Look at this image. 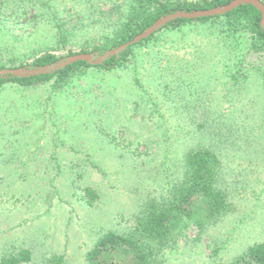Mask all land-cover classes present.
Segmentation results:
<instances>
[{"label":"rangeland","instance_id":"obj_1","mask_svg":"<svg viewBox=\"0 0 264 264\" xmlns=\"http://www.w3.org/2000/svg\"><path fill=\"white\" fill-rule=\"evenodd\" d=\"M130 4L139 3L0 0V66L109 45ZM248 25L186 23L135 45L113 70L94 65L59 85L1 86L0 258L29 249L33 259L23 264L54 254L89 264L99 237L132 228L144 203L182 175L188 150L204 143L223 160L232 211L204 231L190 226L160 259L256 264L238 260L264 242V46ZM87 188L97 193L93 203Z\"/></svg>","mask_w":264,"mask_h":264},{"label":"trees","instance_id":"obj_2","mask_svg":"<svg viewBox=\"0 0 264 264\" xmlns=\"http://www.w3.org/2000/svg\"><path fill=\"white\" fill-rule=\"evenodd\" d=\"M232 0H204L202 2H171L169 0H137L138 7L130 4L126 15L121 13L116 23L115 39L109 45L97 46L93 50H83L103 54L131 41L137 35L153 25L159 18L182 10L193 11L210 9L225 5ZM132 3V2H131ZM121 10L122 5H118ZM134 7V8H133ZM125 16V17H124ZM227 17L245 19L251 32L262 46H264V28L261 25V12L252 4L241 5L236 9L218 16L200 17L195 19L178 18L170 21L140 42L130 45L119 55L111 56L101 64H90L78 61L52 73L28 77H0V87L5 83L14 82L23 86L54 79L55 85L63 84L78 70L97 65L106 70L123 66L130 60L135 45L157 38V34L164 29H176L180 25L195 21H205ZM62 40L66 41V32L59 24ZM76 52H69V55ZM79 53V52H78ZM64 58L52 53H46L32 62L11 67H38L52 64ZM5 66H0V69ZM137 82H140L138 78ZM182 175H178L167 187L166 194L160 199L146 201L135 217L134 225L128 231L118 232L109 230L95 242L87 252L89 264H163L160 255L167 246L183 237L192 225L200 231L216 224L222 217L232 211V204L228 192L220 185L223 160L220 155L204 143L193 146L183 156ZM90 194V203L97 198V193L91 188L86 189ZM241 257H248L256 264H264V242L256 243L247 248ZM32 251L21 249L9 252L0 258V264H23L31 262ZM64 254H54L46 258L41 264H65Z\"/></svg>","mask_w":264,"mask_h":264},{"label":"water","instance_id":"obj_3","mask_svg":"<svg viewBox=\"0 0 264 264\" xmlns=\"http://www.w3.org/2000/svg\"><path fill=\"white\" fill-rule=\"evenodd\" d=\"M252 4L254 5L262 14L261 25L264 28V2L262 0H232L231 2L217 6L210 9L203 10H193V11H176L165 15L159 18L153 25L147 28L145 31L137 35L134 39L129 42H126L120 45L117 48L107 50L103 54H96L90 52H79L67 57L60 59L57 62H54L45 66L38 67H16V68H3L0 69V77L8 78V77H28V76H36L46 73H52L58 69L64 68L68 65H71L78 61H86L90 64H101L106 59L111 56L119 55L121 52L126 50L130 45L140 42L141 40L147 38L157 30L164 27L170 21L178 19V18H186V19H195L200 17H209V16H218L224 15L241 5Z\"/></svg>","mask_w":264,"mask_h":264}]
</instances>
